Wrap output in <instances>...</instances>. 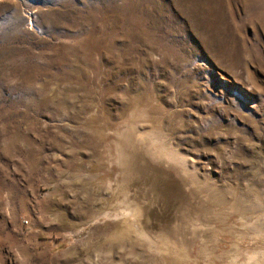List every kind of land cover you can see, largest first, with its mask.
<instances>
[{
    "label": "rangeland",
    "instance_id": "374dc122",
    "mask_svg": "<svg viewBox=\"0 0 264 264\" xmlns=\"http://www.w3.org/2000/svg\"><path fill=\"white\" fill-rule=\"evenodd\" d=\"M0 264H264V0H0Z\"/></svg>",
    "mask_w": 264,
    "mask_h": 264
},
{
    "label": "bare ground",
    "instance_id": "6f19581e",
    "mask_svg": "<svg viewBox=\"0 0 264 264\" xmlns=\"http://www.w3.org/2000/svg\"><path fill=\"white\" fill-rule=\"evenodd\" d=\"M137 192V191H136Z\"/></svg>",
    "mask_w": 264,
    "mask_h": 264
}]
</instances>
